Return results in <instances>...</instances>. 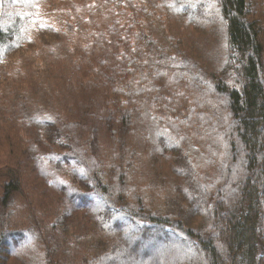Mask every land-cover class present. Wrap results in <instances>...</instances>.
I'll use <instances>...</instances> for the list:
<instances>
[{
  "label": "trees",
  "instance_id": "obj_1",
  "mask_svg": "<svg viewBox=\"0 0 264 264\" xmlns=\"http://www.w3.org/2000/svg\"><path fill=\"white\" fill-rule=\"evenodd\" d=\"M0 3V264H264V0Z\"/></svg>",
  "mask_w": 264,
  "mask_h": 264
},
{
  "label": "rangeland",
  "instance_id": "obj_2",
  "mask_svg": "<svg viewBox=\"0 0 264 264\" xmlns=\"http://www.w3.org/2000/svg\"><path fill=\"white\" fill-rule=\"evenodd\" d=\"M39 3H40V0H23V7H24V9H30V8H32L30 4H32V5H37L38 4L39 5ZM0 5H1V3H0ZM29 81H30V78L27 75H25V74L20 76V77H17V76L11 77L9 79L8 84H6L7 86H5V88L3 90H0V100H2V98L4 99V98L9 97L12 94V92L14 90H16V89H19V91L21 92L22 86L25 83L27 84V82H29ZM52 82H54L55 84H53V85L51 84V86L46 88V90L51 92V94H52V89L59 90V89H61L64 86V85H62L63 80L52 81ZM44 94L45 93L42 91V92H40L37 95V97H42V95H44ZM58 100H59V102L61 104L60 108H63L64 110L68 111V114L71 115V116H76L81 111V109L79 107L80 103H79L78 99L77 100H69L67 96L66 97L65 96L64 97L58 96ZM22 101L23 102L19 103L20 106H27V107L29 106V104H25L24 103L25 102V98L24 97H22ZM49 104H52V101H49ZM102 151H105V149H101V148L99 150L95 149L93 154L94 155H97V154L101 155ZM200 170L202 172L206 173L207 175H212L213 174L211 172L209 166L207 168H204V169L200 168ZM145 175H146V173H145ZM148 196H149V198L144 203H145L146 207L152 208L153 205H154V200L151 198L150 194H148ZM16 202H20V201L16 200ZM175 248L177 250L181 249V247L179 245L170 244V246L167 247V249H165V251L163 253L164 254H166V253H170L171 254L170 251L172 249H175ZM148 250H150V249L148 248ZM147 252L152 255L151 257H153V255H154L153 252H155V251H153V252L147 251ZM181 252H183V251L181 250ZM184 252H185V249H184ZM162 254H161V256H162ZM173 256L170 258V261H171L170 263H172V260L175 259ZM152 260L153 261H150V264H156L157 263L156 259H152ZM121 264H124V263H121Z\"/></svg>",
  "mask_w": 264,
  "mask_h": 264
}]
</instances>
